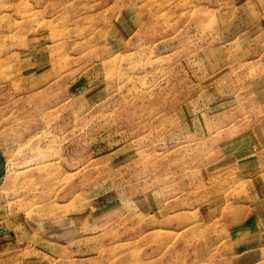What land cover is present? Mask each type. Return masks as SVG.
I'll use <instances>...</instances> for the list:
<instances>
[{
    "label": "rangeland",
    "instance_id": "1",
    "mask_svg": "<svg viewBox=\"0 0 264 264\" xmlns=\"http://www.w3.org/2000/svg\"><path fill=\"white\" fill-rule=\"evenodd\" d=\"M0 264H264V0H0Z\"/></svg>",
    "mask_w": 264,
    "mask_h": 264
}]
</instances>
